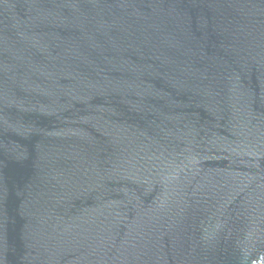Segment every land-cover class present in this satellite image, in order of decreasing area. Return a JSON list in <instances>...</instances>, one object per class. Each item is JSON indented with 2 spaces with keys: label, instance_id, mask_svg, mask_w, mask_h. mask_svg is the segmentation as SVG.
<instances>
[{
  "label": "water",
  "instance_id": "95a60500",
  "mask_svg": "<svg viewBox=\"0 0 264 264\" xmlns=\"http://www.w3.org/2000/svg\"><path fill=\"white\" fill-rule=\"evenodd\" d=\"M0 264H264V0H0Z\"/></svg>",
  "mask_w": 264,
  "mask_h": 264
}]
</instances>
